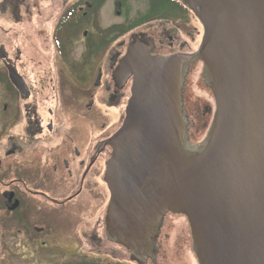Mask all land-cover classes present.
<instances>
[{
    "label": "flooded vegetation",
    "instance_id": "flooded-vegetation-1",
    "mask_svg": "<svg viewBox=\"0 0 264 264\" xmlns=\"http://www.w3.org/2000/svg\"><path fill=\"white\" fill-rule=\"evenodd\" d=\"M43 1L0 0V12L11 9L15 23H25L23 32L31 33L25 46L0 43V260L197 264L191 245L186 249L189 222L179 213L166 212L157 231L140 223L133 231L135 251L113 239L105 171L108 140L122 125L132 94L131 61L193 53L198 46L189 43L188 29L198 35L201 24L179 1L172 10V0H159L153 10L147 0L127 27L97 25L105 0ZM124 5L113 0L116 17ZM184 92L185 82L188 114Z\"/></svg>",
    "mask_w": 264,
    "mask_h": 264
},
{
    "label": "water",
    "instance_id": "water-1",
    "mask_svg": "<svg viewBox=\"0 0 264 264\" xmlns=\"http://www.w3.org/2000/svg\"><path fill=\"white\" fill-rule=\"evenodd\" d=\"M178 1L201 23V42L193 53L131 61L132 94L108 140V226L135 251L140 223L157 231L166 212L179 213L199 264H264V0ZM195 61L215 100L199 144L182 95Z\"/></svg>",
    "mask_w": 264,
    "mask_h": 264
},
{
    "label": "rangeland",
    "instance_id": "rangeland-1",
    "mask_svg": "<svg viewBox=\"0 0 264 264\" xmlns=\"http://www.w3.org/2000/svg\"><path fill=\"white\" fill-rule=\"evenodd\" d=\"M44 3L46 2L43 1ZM49 2L56 3V0H48ZM148 6L147 0H125V5L123 8V15L116 17L114 13L113 0H105L104 5L98 12L97 25L106 27L114 23H123L127 27L133 19L142 14ZM2 11V9L0 10ZM60 14V11H59ZM28 20V18L24 19ZM34 20V19H33ZM200 23V22H199ZM25 30V23L18 24L13 20L11 14V9L7 10L5 13L0 12V43H4L7 47L12 48L13 46H25L27 38L31 36L29 31L23 32ZM199 34L189 26V43H194L193 47L199 46L201 38L203 35L202 26L198 27ZM26 36V37H25ZM18 42H20L18 44ZM28 42V41H27ZM203 68L202 61H195L190 66L188 70V76L185 80V92H184V103L189 110L187 116L190 124L189 128V138L191 142H199L207 134L208 128L210 126L213 112L215 108V100L212 95L211 90L203 83L201 78V72ZM4 90L0 84V129L4 128V118L2 104L5 99ZM183 215V214H182ZM187 220V219H186ZM188 223V221H187ZM188 226L186 227V230ZM188 248L191 245L190 230L188 228ZM192 247V245H191ZM197 260V259H196ZM189 261V260H188ZM198 263V260L195 261ZM0 264H6L3 260H0Z\"/></svg>",
    "mask_w": 264,
    "mask_h": 264
},
{
    "label": "trees",
    "instance_id": "trees-1",
    "mask_svg": "<svg viewBox=\"0 0 264 264\" xmlns=\"http://www.w3.org/2000/svg\"><path fill=\"white\" fill-rule=\"evenodd\" d=\"M151 2V6H152V9L154 10L155 8H157V5H158V2H159V0H150ZM177 0H172V3L170 4L171 5V8H172V10H175L176 8H177V6H176V2ZM178 2V1H177ZM178 4L180 5L181 3L180 2H178ZM182 5V4H181ZM189 10V9H188ZM190 11V10H189ZM191 12V11H190ZM142 19H146V17H143V18H139V19H137V20H135L134 22H133V25H135V24H137L138 22H140V21H142Z\"/></svg>",
    "mask_w": 264,
    "mask_h": 264
},
{
    "label": "bare ground",
    "instance_id": "bare-ground-1",
    "mask_svg": "<svg viewBox=\"0 0 264 264\" xmlns=\"http://www.w3.org/2000/svg\"><path fill=\"white\" fill-rule=\"evenodd\" d=\"M178 1V0H177ZM181 3V2H180ZM187 8V7H186ZM188 9V8H187ZM191 11V10H190ZM192 12V11H191ZM193 13V12H192ZM194 14V13H193ZM195 16V15H194ZM198 20V19H197ZM199 21V20H198ZM201 24V23H200ZM215 109V108H214Z\"/></svg>",
    "mask_w": 264,
    "mask_h": 264
}]
</instances>
